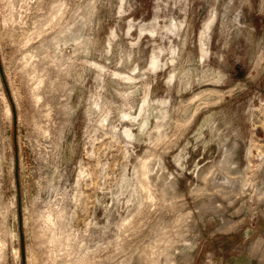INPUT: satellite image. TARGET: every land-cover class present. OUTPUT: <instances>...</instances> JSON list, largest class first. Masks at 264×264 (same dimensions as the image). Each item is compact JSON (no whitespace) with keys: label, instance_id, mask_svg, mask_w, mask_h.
I'll list each match as a JSON object with an SVG mask.
<instances>
[{"label":"rangeland","instance_id":"rangeland-1","mask_svg":"<svg viewBox=\"0 0 264 264\" xmlns=\"http://www.w3.org/2000/svg\"><path fill=\"white\" fill-rule=\"evenodd\" d=\"M0 264H264V0H0Z\"/></svg>","mask_w":264,"mask_h":264}]
</instances>
